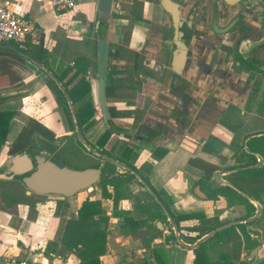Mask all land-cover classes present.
<instances>
[{
  "label": "crops",
  "instance_id": "crops-1",
  "mask_svg": "<svg viewBox=\"0 0 264 264\" xmlns=\"http://www.w3.org/2000/svg\"><path fill=\"white\" fill-rule=\"evenodd\" d=\"M8 1L10 10L34 20L39 26L44 50L42 57L46 62V67L41 63V66H37L21 54L29 55L25 50L33 46L20 47L15 43H0V75H6L22 84V95L13 97L14 101L8 103V109L13 112L9 124L22 125L21 117L26 115L56 134H64L67 132L64 117L37 75L41 71H49L66 82L70 76L73 78V60L77 57L84 58L87 67L92 71L95 56H92L91 50L94 46L95 55L97 50V39L93 36L91 28L97 17L95 0H78L75 8L68 12L55 11L48 0ZM48 13L56 14L62 23L53 22L56 17L47 15ZM46 18L47 22L44 21ZM140 38V33L135 30L129 48L139 51ZM219 65L217 64V67ZM81 77L82 73L73 78L68 88L79 85L83 79ZM228 77L215 73L211 89L207 92L201 90L196 96L199 105L194 111L183 113L177 110L173 97L169 94L168 105L157 108L149 106L147 114L150 124L153 126L160 120V135L150 136V131L134 126L133 132H138L140 136L147 133V144L129 147L131 153L128 160L136 170L133 174L137 186L148 192L147 185L140 179L145 178L169 204L174 214H202L207 223H210L208 205L218 200H202L192 193L194 184L204 175L200 163L211 165L217 169L215 172H222L225 160L246 147V137L257 133L260 127L258 119L248 111L250 106L249 100L244 98V84L239 82L235 85L240 75ZM154 96L155 91L150 89L147 97L152 101ZM103 131L104 126L96 119L93 126L87 128L86 136L95 141ZM156 139L158 142L154 143ZM118 141L119 138L112 134L104 149L115 150ZM235 145L239 147L238 150L233 149ZM155 148L159 151H153ZM6 157V154L0 156V167ZM107 190L112 195L111 198H103L99 186L94 185L57 205L49 199L51 196L25 192L24 195L34 202L31 213H28L26 205L16 201L7 204L0 196V259L37 258L61 261L62 264H79L74 254L60 243L61 230L65 220L77 216V211L85 200H97L109 219L107 247L105 254L100 257L101 264H192L193 248L188 245L193 244L184 242L180 234L187 237L196 236L197 231L186 229L197 227L198 220L180 222L179 231L173 226L169 229L166 223L148 219L149 207L146 203L140 201L126 211L122 207V191L112 186H108ZM219 218L222 219L220 216ZM255 221L256 219L250 223ZM136 223L139 226H136ZM250 231L261 233L260 230L249 226L246 232L258 240L257 245L261 246L258 257L264 258V242H261V236L253 235ZM171 232L174 239H169ZM153 234L155 236L152 238ZM176 235L180 242L177 241ZM217 240L218 237L212 238L204 244L206 256L211 264L219 263L221 254L229 256L220 252L213 258L210 248L229 245ZM214 243L216 244L213 245ZM239 261H243L242 256ZM260 263L264 264L263 261Z\"/></svg>",
  "mask_w": 264,
  "mask_h": 264
},
{
  "label": "flooded vegetation",
  "instance_id": "flooded-vegetation-1",
  "mask_svg": "<svg viewBox=\"0 0 264 264\" xmlns=\"http://www.w3.org/2000/svg\"><path fill=\"white\" fill-rule=\"evenodd\" d=\"M174 16H176V20H174ZM110 22L112 26L109 30L108 25H97L96 17L94 25L91 27L92 34L97 39L96 46L101 37L107 43L108 53L104 74V103L108 117L104 116L99 103L97 50L92 71L87 67V61L84 63L85 72L82 73L81 78L83 79L79 84L83 88V94L80 100L74 104V108L71 105L73 112L74 109L77 110L80 106H90L94 110V116L85 122L81 128L74 121V125L76 122L79 128L82 140L87 145H89L87 142L95 145L105 131H111L109 138L114 134L119 138V141L115 150L111 149L108 152L114 151V154L119 153V156L111 154L117 159L127 158L128 164L114 160L128 167V169H125L98 155L101 154L110 158L100 152L102 149L107 151L104 149L107 141L103 147L95 146V148H92L90 146L92 150H96L95 152L98 151L96 153L98 156L96 157L102 161V164L88 165V167H100L101 169V177L96 186L100 185L103 177H105L103 175V167L106 162L114 165V173L112 174H116V176L113 178H119V184L116 186V189L130 175L134 176L130 181L135 180L133 173L136 171L131 170L134 167L128 160L131 153L129 147L141 143L147 144V133L144 136H140L138 132H133L134 126L138 127V129L150 131V136L154 134L155 137H159L160 135V120L158 119L152 126L150 124V117L147 114V108L149 106L157 108L168 105L167 95L169 94L173 97L177 110H181L183 113L194 111L199 105L196 96L201 90L207 92L211 89L215 73H221L225 77L229 76L228 78L231 75L232 77L240 75L235 85L239 82L244 84V98L249 100V106L252 105L249 99L250 92L253 90L251 81H257L254 90L258 95L259 103L257 104L256 117L260 127L257 133L247 136L246 139L247 141L253 137L264 139V0H167L166 6L164 5V0H114ZM119 30H121L120 33ZM135 30L141 35V49L139 51H133L129 48ZM176 31L181 33L180 42L184 49L181 46L179 50H176L174 45V34ZM135 39L133 40L134 44L136 42ZM182 49L183 58L180 57L179 59L182 62H180V72L176 73L172 70L174 53L175 50L180 53ZM125 54L129 56L128 59L125 58ZM217 64H220L219 67H217ZM158 69L162 70L161 73H154ZM52 75L55 78L56 75ZM71 78L72 76L66 82L61 78L62 82L68 84L67 90H70L68 87L73 81V78ZM45 82L44 85L46 86ZM151 86L154 88H151ZM150 89L155 91L152 101L147 97ZM0 92L2 93L0 94V112H12L9 109L2 108V106L14 101L13 97L9 98V96L16 97L22 94V84L18 80H12L6 75H0ZM52 99L55 102L53 97ZM57 109L61 111L64 117L65 126L67 127L66 133L56 134L30 117L20 126H11L8 123L9 132L4 142L7 145L6 155H14L8 154V151L22 128L27 127L26 122L30 119L47 129L53 135L52 141L48 142H53L56 138L66 139L72 132H75L76 141H80L76 133V127L72 131L63 111L58 107ZM96 119L104 126V131L98 136L97 140L93 141L86 136V130L93 126V122ZM11 131L14 132V136L8 139L10 141L7 142V137ZM34 135L40 137L32 131L31 142L25 149L19 152L27 153L32 161V169L26 176H29L35 170V160L41 154L46 155V159H49L58 166L69 167L68 164L62 163L54 157L56 154L55 150L39 151L33 149ZM157 139L154 143L158 142ZM247 150L246 146L238 153L232 155V157L227 159V163L222 171L223 173L219 171L223 176L224 180H222L225 184L214 183L213 175L217 173L215 170V173L212 172L213 175L211 174L209 178L212 182L208 180L207 187L211 190L228 187L231 191L238 193L251 203L247 193L261 188L264 184V177H249L244 172L264 168V157L254 154L249 150L247 152ZM153 151L159 150L155 148ZM241 151H244V154L240 155ZM239 157L242 165L235 166ZM251 157L255 159L254 164H248ZM204 166L212 167L205 163ZM4 169L0 170V172H3ZM22 177H14L11 180H0V183L5 182L12 185L19 183L25 189L21 180ZM140 185L142 186V184ZM195 186H198L199 190L205 194V200H218L209 199L206 194L209 190L202 185L194 184L193 188ZM224 202L225 207H227V202L225 200ZM257 207L254 214L257 211ZM228 210L226 212H232L233 207H229ZM218 219L221 218L218 216ZM209 221L211 222V220Z\"/></svg>",
  "mask_w": 264,
  "mask_h": 264
},
{
  "label": "trees",
  "instance_id": "trees-1",
  "mask_svg": "<svg viewBox=\"0 0 264 264\" xmlns=\"http://www.w3.org/2000/svg\"><path fill=\"white\" fill-rule=\"evenodd\" d=\"M25 51L30 56L35 58L37 62L41 63L44 67H46V62L43 60L42 57L44 52L42 41L39 43V45L30 47L28 48V50ZM85 61L86 60L81 57H77L73 60V67L75 70L73 73V78L85 72ZM43 74L46 76L45 84L47 88L49 89L52 97L54 98L57 107L63 111L65 117L69 122V127L72 131L75 129L74 121H76L79 128H81V126L85 122H87L94 116V110L90 106H80L77 110L74 109L73 117L66 97L63 95L56 83L46 73ZM55 78L59 82L61 87L66 91L67 97L69 98V101L71 102V105L74 108V104L80 100L83 94V88L80 85H77L76 87L67 90L68 84L62 82V79L59 77L55 76ZM12 116L13 112H0V149L5 142V137L9 130L8 123L11 120ZM110 133L111 131H105L100 136L99 140H97L95 145H92L89 142L87 143L92 148H95V146L103 147L105 142L108 140ZM31 134L32 131L29 128L23 127L20 133L13 141L8 151V154L19 153L20 151L25 149L27 145L31 142ZM246 146L250 152L264 157L263 138L253 137L247 141ZM100 152L106 154L115 161H120L122 163L128 164L126 160L127 158L117 159L112 156L108 151H105L103 149ZM241 154H244V151H241L240 155ZM254 163L255 159L254 157H251L250 162L248 164ZM203 165V163H200V168L204 170V176L195 184H200L207 190H209L206 193L209 199L217 200L218 197H222L227 202V207H233V211L229 216L230 218L226 219L225 217V219H218L217 216V218H213L214 223L212 225H209L210 223H207V221L203 218L202 214H174L171 211L169 204L160 197L159 193L152 186L149 185L148 181L143 177L140 178L141 181L147 185L148 189L155 193L158 200L163 205L166 211V213H164L161 207L153 200L152 196L147 192V196L150 200V204H146L149 207L147 208L149 211L147 212V217L150 221H152L153 219H157L161 223H166L169 229L171 228V226H173L177 231L180 230V222L194 219L199 221V225L197 227H189L186 229L187 231H197L198 234L196 236L187 237L180 234V238L188 244H194L196 240L200 239L205 234H208L209 232L231 221H244L250 218L254 212L253 205L247 199H245L238 193L231 191L228 187H220L216 190L209 189L207 187V182L211 177L212 172L217 169L210 166L204 168L205 166L203 167ZM240 165H242V163L239 157L236 161L235 166ZM131 170L136 171L134 168H131ZM112 173H114V165L109 162H106L103 167V175L105 177H103L99 185V189L103 198L112 197V195L107 190L108 186H112L116 189V186L119 184V178H106ZM244 173H246L249 177H264V168L255 169L252 171L249 170L245 171ZM133 178L134 176L130 175L125 181L129 182ZM247 195L249 196L250 200H256L259 205L264 206V199L261 197V195H264V184L261 188H258L257 190H254L252 192H248ZM113 200L116 201L115 198ZM108 223L109 219L101 209L100 202L97 200H85L78 209L77 216L75 218L67 219L64 221L60 234V243L67 250L71 251L74 254V256L79 260V264H101L100 257L105 254L107 247ZM250 224L251 223H241L238 225L230 226L222 230L221 232L216 233L207 240L218 237L217 242H221L224 244H233L235 243L233 240L236 239L237 243H243L242 248L248 251L249 253L258 244L257 240L252 238L246 232V227ZM136 226H139V224L136 223ZM154 236L155 234L152 235V238ZM174 238V234L171 232L169 234V239ZM205 242H202L197 248L192 250L194 254L192 264H211L206 256V248L204 246ZM219 259L220 262L217 264H250V262L235 263L229 256L224 254H221Z\"/></svg>",
  "mask_w": 264,
  "mask_h": 264
},
{
  "label": "water",
  "instance_id": "water-1",
  "mask_svg": "<svg viewBox=\"0 0 264 264\" xmlns=\"http://www.w3.org/2000/svg\"><path fill=\"white\" fill-rule=\"evenodd\" d=\"M113 1L114 0H95L96 13H97V25H101V26L108 25L109 30L112 26L111 25L112 23L110 22V18L113 12ZM166 4H167V0H164V5L166 6ZM174 20H176V16H174ZM180 37H181V33L176 31L174 34V38H175L174 45L176 47V50H179L180 47L182 46L181 45L182 43L180 42ZM181 48H183V46ZM183 49L180 51V53L176 50L174 53L175 56H174V63L172 64V70H174L176 73L180 72V66L182 62L179 61V59L180 57L183 58V52H182ZM107 53H108L107 43L104 40V38L101 37L99 38V41L97 44V66H98V79H99L98 92H99L100 107L106 118L108 117V113H107V109L104 103V74H105V64H106ZM21 54L25 56L28 60L32 61L37 66H41L39 62H37L35 59L30 57L29 55L25 53H21ZM45 72L49 77H51L55 81L58 88L61 90L63 95L66 97L68 104L70 106L72 115L74 116L73 108L70 104L69 98L67 97L66 91L61 87L59 82L54 78V76L49 71H45ZM26 126L29 129H31L34 133L39 135L40 137L46 139L47 141H52L53 135L47 129L37 124L35 121L31 119L28 120L26 122ZM75 127H76L77 136L79 140L82 142V144L85 147H87L88 150L95 152L82 140L81 134H80V131H79V128L76 122H75ZM247 152L249 151L247 150ZM98 155L111 163H114L118 166L128 169L127 166L121 163L115 162L114 160L108 157H105L101 154H98ZM35 165H36L35 170L31 172L29 176H26V174H28L32 169V161L27 155V153L21 152V153H17L11 156H7L2 162V166H4L5 169L3 172H0V180H11L14 177L23 176L21 180L26 189L27 194H35L39 196L51 195V196H58L62 198H72L75 195L83 191H86L90 189L92 186L96 185L99 182L100 177H101L100 167L73 169L67 166H58L54 162L50 161L49 159H46V155L44 154H41L40 157L36 158ZM115 176L116 174H112L107 179H111ZM213 181L215 184H225V182L221 179V172H217L213 175ZM147 190L149 194L152 196V198L154 199V201L161 207L164 213H166L165 208L159 202L155 193L148 188ZM193 194L200 199H203V200L206 199L205 194L199 190L198 186H195L193 188ZM260 213H261V209L258 206L257 211L253 217H250L243 222L236 221V222H230L226 225H223L209 232L207 235L203 236L201 239L196 241L192 246L188 245V247L195 249L202 242H205L207 239H209L216 233L221 232L222 230L230 226L238 225L241 223L253 222L255 219L259 217ZM176 239L178 242H180V239L177 235H176ZM260 247H261L260 245H257L249 252L248 259L250 260V264H259L261 261L264 262V258L258 257V250L260 249Z\"/></svg>",
  "mask_w": 264,
  "mask_h": 264
},
{
  "label": "rangeland",
  "instance_id": "rangeland-1",
  "mask_svg": "<svg viewBox=\"0 0 264 264\" xmlns=\"http://www.w3.org/2000/svg\"><path fill=\"white\" fill-rule=\"evenodd\" d=\"M127 7V6H125ZM68 12V11H67ZM47 15H52L53 17H56L55 20L53 22H57V23H62V21H59V19L57 18L58 16L56 14H50L48 13ZM49 17V16H47ZM47 18L44 19L45 22H47ZM52 22V23H53ZM47 26V23H46ZM45 27V26H44ZM121 32V30H119V33ZM123 32V30H122ZM92 56H95V47H92ZM230 54V53H228ZM232 54V53H231ZM230 54V55H231ZM126 59L129 58L128 55H124ZM143 65V64H142ZM143 67V66H142ZM156 67V66H155ZM55 67L53 66V69ZM161 69L155 70L154 73H161ZM45 73L44 71H41L38 73V78L39 80L44 84L45 80H46V76H44ZM251 79V76H250ZM252 83V92H250V100L252 102V105L250 106V109L248 111L251 112V115H253L254 117H256L257 114V104L258 102V95L257 93H255V86L257 85V81L253 80L251 81ZM0 94H2L0 92ZM22 95V94H20ZM14 96H9V98H12ZM10 106L8 105H4L2 106V108L4 109H8ZM250 114V113H249ZM23 123L27 120V116L24 115L21 117ZM257 118V117H256ZM9 132V130H8ZM7 136V134H6ZM14 136V132L11 131L10 134L7 137V142H9L12 137ZM6 140V137H5ZM90 147V145H88ZM6 144L2 145V148L0 150V156L5 155L6 154ZM32 148L35 150H45V151H54L55 150V155L54 157L56 159H58L59 161H61L62 163H66L68 164V166L70 168L73 169H82L85 167H88V165H95V164H102V161L98 160V158L96 156H98L95 152L93 151H89L80 141H76L75 139V132H72L71 135L69 137H67L66 139L64 138H56L53 142H48L36 135H34V143L32 145ZM234 150H238L239 147L237 145H235L233 147ZM94 151H96L95 149H93ZM98 152V151H97ZM115 152L112 151L110 154H114ZM114 155L119 156V153H116ZM227 163V159L224 162V165H226ZM4 168V166L0 167V170H2ZM135 180L129 181V182H123L121 184V186L119 187V189L122 191V196H123V204L122 207L124 210L129 211L128 209L132 208V205L139 203L140 201H142L143 203H146L147 205L150 204V200L147 196V192L140 186H137ZM99 186V185H98ZM97 186V187H98ZM25 189L19 184H10V183H5V182H1L0 183V196L5 200V202H7V204L9 203H13L14 201L16 202H20L21 204H24L28 207V213H31L33 211V205L34 202L31 200V198H27L25 195ZM53 197V198H51ZM49 199L51 201H53L54 203H56V205L58 203H62L65 200H67V198L64 199H60L59 197L56 196H51ZM56 197V198H55ZM261 197L264 199V195H261ZM251 203L254 207V212L256 210V207L258 206V202L256 200H251ZM129 207V208H128ZM217 207V208H214ZM261 209H262V213L260 215L259 218L256 219V221L250 225H248L246 227V230L249 226H252L253 229H258L260 230L261 233H257L256 231H250L251 234L255 235H260L261 236V242H264V206L260 205ZM229 207H225V202L223 199H218L217 202H213L210 205H208V209L210 210L209 212V220H211L209 225H212L214 222L213 218H217V216L223 217V219H228L230 218V214L231 212H226L228 210ZM229 211V210H228ZM253 212V215H254ZM252 215V216H253ZM251 216V217H252ZM235 243L233 244H229L228 246H220V247H213L210 248L211 253L213 258L217 257L218 253H226L228 254L231 259L234 262H249L250 260L248 259V251L243 250L242 246L243 243L242 242H236V239L233 240ZM216 243H214L213 245H215ZM262 244V243H261ZM210 245V246H213ZM243 261H239L241 259ZM263 264V263H260Z\"/></svg>",
  "mask_w": 264,
  "mask_h": 264
},
{
  "label": "built area",
  "instance_id": "built-area-1",
  "mask_svg": "<svg viewBox=\"0 0 264 264\" xmlns=\"http://www.w3.org/2000/svg\"><path fill=\"white\" fill-rule=\"evenodd\" d=\"M78 0H48L57 12L73 10ZM41 41V30L34 20L15 14L8 0H0V43H15L20 47L36 46ZM0 264H62L37 258L4 257Z\"/></svg>",
  "mask_w": 264,
  "mask_h": 264
}]
</instances>
